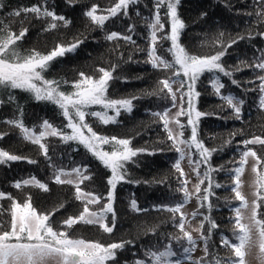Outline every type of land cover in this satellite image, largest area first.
Instances as JSON below:
<instances>
[{
    "label": "snow or ice",
    "instance_id": "6c2138e0",
    "mask_svg": "<svg viewBox=\"0 0 264 264\" xmlns=\"http://www.w3.org/2000/svg\"><path fill=\"white\" fill-rule=\"evenodd\" d=\"M77 2L78 0H66L69 5ZM138 3L139 0H116L106 10H101L98 5L93 4L85 11L84 15L93 26L104 30L106 22L122 15L128 16L130 6ZM180 3L181 0H154V12L150 20L146 22V26L150 30L148 48L141 49L137 46V51H146L147 53L148 59L145 63L151 64L153 69L169 73L157 82L156 89L147 92L146 95L158 96L162 100H167L171 104V108L177 109L174 114H171V109L166 107L162 112H154L152 115L158 119V122H162L163 129L167 133V140L171 141L170 150L179 154L173 167L180 177H184L179 181L180 186L175 189V192L182 193L181 199L172 205L162 204L154 207L157 211L171 214L170 222L179 234H167V244L162 248L157 245L147 248L144 251L145 258H137L132 264H189V262L190 264H250L249 256H253L257 264H264V157L259 155L253 147L260 146L261 149H264V135L254 134L250 138L240 141L243 150L239 154V159L231 162L238 166L226 168L221 165L214 168L210 164V158L217 149L206 147L204 141L199 138V121L206 113L199 111L195 103L200 96V92L196 90L197 82L206 73L211 74L209 82L214 94L219 96L231 109L235 119L241 118L245 100L231 93L222 94L221 90L225 88V84L221 82L219 74L228 77L233 85L239 87L241 82L232 77L234 71H242V68L238 65L235 69L229 70L222 63V58L227 55L228 49L240 40L252 39L254 36L264 39V31L255 33L249 31L247 37L239 36L227 44L217 40L215 44L219 45L221 50L212 54H194L180 43L181 33L186 28V24L178 12ZM4 7V3L0 0V9ZM161 9H166L163 16ZM22 14L25 18L28 14H32L37 19L48 20L47 26L44 28L46 32L56 30L61 26L67 27L71 23L65 16L57 15L55 11L49 10L47 0H44L43 5L13 10L8 13V17L13 19H9L8 22L0 20V90L5 93H10L11 90H22L32 94L37 101L53 103L59 107L62 116L67 118L66 128L71 132L68 133L63 128L55 127L46 119L39 125V131L35 127L26 126L23 121V110L19 106L17 107L18 115L6 119L3 123L13 129H18L21 138L38 146L40 154L49 162H51V157L46 138L60 137L62 143L78 142L106 169L110 170V176L107 179L109 190L106 196H101L94 191H86L82 187L86 181L92 179L91 175L87 174L89 171L87 165L65 170L50 163L53 168L52 182L60 186H72L74 188L73 199L82 205L77 215H70L58 223L54 221V216L65 207L63 203L49 211H40L34 206L30 192L26 193L25 198L21 201L11 194L0 191V264H116L118 252L125 250L126 246L134 241L120 240L105 244L98 240L73 236L72 232L76 226H91L103 234L114 233L117 224L114 207L116 187L126 179V164L138 154L146 152L147 149H134L131 146V138L108 137L97 133L86 121V116L96 117L103 125L117 123V117L120 116L122 110L132 112L133 100L138 97L109 98L107 93L110 82L116 79L114 76L118 67L116 64H112L110 68H96V75L79 72V78L71 82L74 91H62L61 84H68L69 81L47 79L44 74L56 58L74 52L84 41L74 39L67 45L57 43L47 53L36 49L22 51L20 42L26 36L28 28L21 27L18 33L12 30L14 18H19ZM245 14L255 15L256 22L264 24V0H255L254 13ZM137 15H139L138 11ZM165 19L169 25L167 32L165 31ZM20 24L23 25V20L20 21ZM134 31L135 25L129 24L127 32ZM104 39L110 42L123 40L135 45L130 34L116 31L106 32ZM164 40L170 41L171 46L167 49L170 59L157 53L158 45ZM258 51L259 54L253 58L251 64L244 61L241 64L243 67L259 73L254 80H248L245 83L256 84L255 88L246 90L259 93L258 107L260 110H264V49ZM129 60H131V56H129ZM257 81L258 83H256ZM7 99L8 102H12L15 97L9 94ZM3 103L5 101L0 99V105ZM94 105L101 106L102 110L87 111ZM108 110H113L114 115H109ZM181 117L186 118V124L182 123ZM189 126L191 135L185 139L184 130ZM242 134L241 130L231 133L230 136ZM5 135L7 133H0V139ZM230 143H232L231 139L225 141V144ZM105 146L108 148L106 149ZM194 156L198 158L193 159ZM249 158L254 160L252 165L254 190L251 201L241 190L243 185L241 177L245 173ZM185 159L192 166V172L197 178L193 190H189L190 181L181 166V161ZM21 160L32 164L37 162L30 157L13 154L0 148V165H8ZM202 165L207 167L201 173ZM217 171H225L231 176V191L234 193L231 199L239 202L238 206L230 209L232 216L229 219L233 222L232 238L225 235H221L220 238L221 246L230 253L223 257L217 252L210 251L209 244L212 231L219 225L210 215H204L200 211L205 207V203L207 209L211 211L213 204L210 197L215 195L213 188L223 186L212 178L211 174ZM206 182V186L202 188ZM13 187L21 191L26 187L35 188L44 193L50 191L49 184L35 176L15 181ZM192 197L196 198L199 205L198 209L191 214L192 217L197 215L203 217L199 226L193 229L198 233L196 237L193 236L192 231L187 230L186 225L190 226V221L187 219V214L182 211ZM225 199L226 203H230L228 198ZM4 200L10 201L7 208L3 206L2 201ZM129 206L135 212L147 211L140 209L135 199L130 201ZM205 222L209 225L207 232L204 230ZM158 227L155 226L149 231L155 234ZM198 241L203 242L204 255L193 260V253L197 248ZM173 243L178 245L179 251L173 248ZM124 264H128V262L125 261Z\"/></svg>",
    "mask_w": 264,
    "mask_h": 264
},
{
    "label": "trees",
    "instance_id": "16d2710c",
    "mask_svg": "<svg viewBox=\"0 0 264 264\" xmlns=\"http://www.w3.org/2000/svg\"><path fill=\"white\" fill-rule=\"evenodd\" d=\"M5 7L0 9V20L8 22V13L18 8L43 5L44 0H2ZM116 0H78L77 3L69 5L66 0H47L49 10L55 11L57 15H63L71 23L67 27H59L56 30L44 31L48 20L37 19L34 15L28 14L25 18L22 14L19 18H14L12 30L17 33L21 27H27L28 32L20 42L21 50L36 49L42 53L51 51L57 43L69 44L74 39H82L84 42L71 53L63 57L56 58L50 68L45 72L47 79L58 81H69L68 84H61V90L66 92L74 91L71 82L79 78V72L86 75H96V68H110L112 64L118 65L114 76L116 79L110 82L108 96L111 99L133 100V110L131 113L121 111L117 117V123L103 125L96 117L86 116V121L92 125L93 129L108 137L131 138L134 149H147L133 158L126 164L127 176L125 181L120 182L115 190L114 207L117 214V224L114 233L111 235L101 233L97 228L91 226H76L72 232L73 236H82L86 239L98 240L102 243H111L120 240H132L134 243L126 246L125 250L118 252L116 264H128L137 258H145L144 251L157 245L163 247L168 243L167 234H179L170 222V213L160 212L154 206L167 204L172 205L178 202L182 193L175 192L182 177L179 176L173 167L179 154L170 150L171 141L167 140V133L163 129L162 122L152 115L154 112H162L171 104L167 100H162L158 96L146 95L158 87V81L169 73L153 69L151 64L145 63L148 59L146 51H137V46L147 49L149 45L150 30L146 22L150 20L154 12V0H139V3L129 8L128 16L112 18L106 22L104 30L96 28L84 15L85 11L96 4L101 10H106L113 5ZM137 11L139 15H137ZM166 9H161V14ZM255 0H181L178 7L180 17L184 20L186 28L180 36V43L194 54H212L221 50L216 45L217 40L224 44L239 36L247 37L249 31L255 33L264 31V24L257 23L254 13ZM106 14V13H105ZM206 14V15H202ZM23 20V25L20 21ZM165 31L169 30L167 20ZM129 24L135 25V31L127 32ZM116 31L122 34H130L135 41V45L126 43L123 40L110 42L104 39L106 32ZM224 35L221 36L220 34ZM158 35H160L158 33ZM170 41H162L157 48V53L170 59L167 49ZM260 49H264V39L254 36L252 39H243L228 49V53L222 58L224 66L233 70L238 65L242 71L233 74L234 79L241 82L237 87L231 83L228 77L222 74L221 82L225 88L222 94H233L245 100L242 108L241 118L235 119L231 109H229L221 98L214 94L210 85L211 74H205L197 82L196 90L200 96L195 101L199 111L206 113L199 121V138L210 149H217L210 158V164L214 168L224 165L226 168L238 166L232 161L239 159V154L243 150L240 141L250 138L252 135H264V110L258 107L259 93L247 91L255 88L256 84H246L245 81L254 80L258 72H253L249 68L243 67L242 61L251 64L253 58L259 54ZM123 54V55H121ZM131 56V60H129ZM258 83V81L256 82ZM11 94L15 100L8 102V95ZM0 99L5 103L0 105V133H7L0 139V148L8 150L13 154L30 157L36 160L35 164L25 160L11 162L8 165H0V191L11 194L18 200L23 201L26 193L32 194L34 206L40 211H49L53 207L63 203V207L54 216L57 223L70 215H77L82 205L73 199L74 188L72 186H60L52 182L53 168L51 164L70 170L73 167L87 165L88 173L92 179L86 181L82 187L86 191H94L97 195L106 196L109 185L107 179L110 170L106 169L101 162L88 153L85 148L76 141L62 143L60 137H48L46 142L49 145V162L40 154L38 146L24 141L18 129L3 123L6 119H11L18 115L17 107L23 110V121L26 126L35 127L39 131V125L43 120H48L57 128H66L67 118L62 116L58 106L49 101H37L32 94L22 90H11L5 93L0 90ZM101 106L94 105L87 111H101ZM109 115H114L113 110H108ZM186 124V118H180ZM242 135L230 136L231 133L241 131ZM191 135L190 126L184 130V138ZM231 139L232 143L225 144ZM259 155L264 157V149L260 146H253ZM107 149L108 146H105ZM198 157L194 156L193 159ZM205 165L201 166V173ZM216 183L223 185L220 188H213L214 196L210 197L213 204L211 211L205 207L200 211L204 215H210L219 225L212 231L210 251L219 253L220 256L229 255L228 250L220 244L221 235L231 237L233 222L231 208L238 206V201L231 198L234 193L231 191L232 178L225 171H217L211 174ZM35 176L42 182L49 184L50 191L44 193L38 189L26 187L23 191L13 187L15 181L23 180ZM202 185V188L205 187ZM230 203H226V199ZM135 199L138 207L142 210L135 212L130 208V201ZM7 208L10 201H2ZM199 205H197L198 209ZM178 215V214H177ZM6 218V217H5ZM159 226L156 233L149 229ZM209 225L205 222V232ZM147 233V234H146ZM173 248L179 251L178 245L173 243ZM204 253L202 254V256ZM201 256V257H202Z\"/></svg>",
    "mask_w": 264,
    "mask_h": 264
},
{
    "label": "rangeland",
    "instance_id": "374dc122",
    "mask_svg": "<svg viewBox=\"0 0 264 264\" xmlns=\"http://www.w3.org/2000/svg\"><path fill=\"white\" fill-rule=\"evenodd\" d=\"M177 86H174V87H177ZM170 109H171V114H174L175 111L177 110L176 108H171V107ZM253 163H254V160L252 158H249L248 164L246 165V168H245V173L241 177V179L243 180V185H242L241 190L243 194L249 199V201L253 199V190H254L252 186V181L254 179V174L252 172ZM181 166L184 169V171L187 173V179L190 181L188 184V188L189 190H193V185L197 183V178L195 174L192 172V166L188 163L187 159L181 161ZM197 205H198V202L196 198L192 197L190 201L182 209V211L187 214V219L190 221V226L186 225L187 230L192 231V234L194 237L198 236V233L193 231V229L197 228L200 224V221L203 219V217L200 215H197L196 217H192L191 215L194 211L197 210ZM203 247H204L203 242L198 241L197 248L195 252L193 253V260L202 256V254L204 253ZM248 260L250 264H257L253 256H249Z\"/></svg>",
    "mask_w": 264,
    "mask_h": 264
}]
</instances>
